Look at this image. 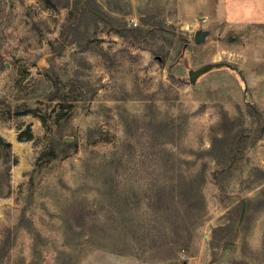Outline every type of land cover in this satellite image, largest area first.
<instances>
[{
  "label": "rangeland",
  "instance_id": "rangeland-1",
  "mask_svg": "<svg viewBox=\"0 0 264 264\" xmlns=\"http://www.w3.org/2000/svg\"><path fill=\"white\" fill-rule=\"evenodd\" d=\"M74 1L0 0V136L15 159L0 264H264L263 38L239 20L246 0H91L106 18L81 20ZM235 135L234 156L207 152ZM54 144L68 154L39 166ZM189 179L204 200L193 225ZM244 211L248 230L213 245Z\"/></svg>",
  "mask_w": 264,
  "mask_h": 264
},
{
  "label": "trees",
  "instance_id": "trees-1",
  "mask_svg": "<svg viewBox=\"0 0 264 264\" xmlns=\"http://www.w3.org/2000/svg\"><path fill=\"white\" fill-rule=\"evenodd\" d=\"M51 0H46V2H50ZM91 0H87L84 1L83 3H79L77 0H75L70 6V12L72 14H74V18H76V16H78V20H81V16H85L86 14H89L91 16H95V17H102L106 18V12H103L101 9L95 8L92 6L91 4ZM65 3L68 5V1H65ZM113 17L109 16L108 19L112 20ZM73 20V17H72ZM107 20V19H106ZM22 136H24L23 139L25 140H29L32 138V133L30 132L29 128L26 129L25 131L21 132L18 135V139L22 140ZM55 137V136H54ZM53 137V139H54ZM235 136H232L233 141L231 142V146H229V149L222 147V145L215 143V140H221L220 138L217 139L215 137L212 138L211 140V146L208 149V153L212 154V155H220V154H224L225 152L227 154H232L234 156V152H235V148L234 146H232ZM51 138V140H53ZM56 140V138H55ZM53 142V141H52ZM55 144L52 146H50L47 151L45 153H43L39 159H38V165H42V164H46L49 163L55 159L58 158V152L59 154L61 153V156H66L68 154V149L66 146H62V148L57 151L56 150ZM15 163V159L12 156L11 153V148H10V144L8 142H6L1 136H0V192L6 187L7 185V176H8V171L9 168L11 167V165ZM231 165H227L226 169L230 170ZM223 171V169H219L217 171H214V175L221 173ZM192 179H189L187 183H184L183 185H180L178 190H179V204L181 206V209L183 210L182 214L185 218L184 224L185 225H193L195 222V219L198 218V211L197 209L200 208L201 206H204V200L202 197H197L195 194V190H194V186L192 184ZM178 186V185H177ZM162 195H160L158 197V200L161 201L162 199ZM160 203V202H159ZM237 214H239L237 212ZM248 216L245 213H242V215H237V220L235 221V224H238V226L236 227L235 230H232L229 225L232 223H228V224H224V225H217L215 226L212 231H213V240L215 241V243L212 242V244H216L218 243L220 240H222L223 238H227V236L229 234H231L232 237H235L236 232L239 229H242L244 231L248 230L247 226L244 227L242 226V224L244 223L245 219H247ZM240 219V220H239ZM172 223L175 224L174 229L178 228V226L180 225L179 223L176 222V220H172ZM176 231V230H175ZM190 237V236H189ZM232 264H249L246 260L244 259H238V260H233Z\"/></svg>",
  "mask_w": 264,
  "mask_h": 264
},
{
  "label": "crops",
  "instance_id": "crops-1",
  "mask_svg": "<svg viewBox=\"0 0 264 264\" xmlns=\"http://www.w3.org/2000/svg\"><path fill=\"white\" fill-rule=\"evenodd\" d=\"M236 1L238 2L243 0ZM246 6V14L239 20L246 22L249 35H251V31L254 38L256 35H262V52L264 54V0H246Z\"/></svg>",
  "mask_w": 264,
  "mask_h": 264
},
{
  "label": "water",
  "instance_id": "water-1",
  "mask_svg": "<svg viewBox=\"0 0 264 264\" xmlns=\"http://www.w3.org/2000/svg\"><path fill=\"white\" fill-rule=\"evenodd\" d=\"M203 36H204V34L201 32V33H199L198 35H195L194 36V40H200V39H202L203 38ZM209 66H211V65H205L204 67H201L200 69H198V70H196L195 72H198L199 70H202V69H204V68H207V67H209ZM67 141H69V139H67Z\"/></svg>",
  "mask_w": 264,
  "mask_h": 264
},
{
  "label": "built area",
  "instance_id": "built-area-1",
  "mask_svg": "<svg viewBox=\"0 0 264 264\" xmlns=\"http://www.w3.org/2000/svg\"><path fill=\"white\" fill-rule=\"evenodd\" d=\"M132 21H133V24H136V20L133 19Z\"/></svg>",
  "mask_w": 264,
  "mask_h": 264
}]
</instances>
